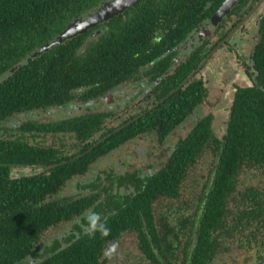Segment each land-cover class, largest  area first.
I'll list each match as a JSON object with an SVG mask.
<instances>
[{"label":"trees","instance_id":"obj_1","mask_svg":"<svg viewBox=\"0 0 264 264\" xmlns=\"http://www.w3.org/2000/svg\"><path fill=\"white\" fill-rule=\"evenodd\" d=\"M105 1L109 0H0V123L18 113L64 106L76 99L77 93L87 100L95 98L128 79L135 69L162 60L168 62V56L162 57L166 48L156 50L152 40L161 27L168 26L171 7L176 17L167 37L173 47L195 29L203 11L207 12L205 17L211 16L224 0H142L102 23L95 36L91 29L29 60L71 22L95 11ZM248 1H240V7ZM260 22L253 86L236 87L224 135L219 138L213 133L212 114L201 116L190 133L170 149L167 160L153 174L141 178L135 192H127L128 180L115 183L112 177L104 184L98 175L95 181L81 184L82 188L91 189L89 193L62 201L55 198L68 180L87 174L102 156L100 146L106 142L96 146L98 140L93 137L99 133L102 119L114 117L111 112L100 114L94 121L95 115L91 114L75 117L77 120L70 123L22 124V131L32 130L43 136L65 129L76 131L77 143L68 145L65 139L60 145L76 146L71 154L55 145L42 147L38 142L31 146L26 138L5 145L9 141H0V159H6L8 164L50 165L49 173L36 179H9V165L0 167V264H104L105 243L125 230H139L144 219L152 222L154 203L163 201L168 207L169 199L178 200L190 169L204 155H210L214 171L209 172L213 179L210 188L198 182L192 191L193 197L198 195L205 203L198 218L200 237H208L230 213L239 221L240 231L243 227L252 228L261 236L264 185L253 181L264 178V13ZM204 50L198 48L188 64L173 69L168 64L153 66L152 81L159 79L153 90L164 99L133 124H120L126 133H156L163 141L201 109L208 96L203 77L196 73L188 79L205 58ZM167 71L170 74L165 76ZM185 80L186 84H182ZM114 130L107 139L117 145L119 131ZM90 136L94 141L88 142ZM115 185L119 186L116 192ZM122 186L125 192L120 191ZM89 211L101 215V223L111 229L110 235L85 233L84 217ZM75 216L80 218L76 222L78 239L75 234H69L63 242L57 239L48 254L43 255V236L54 225ZM139 234L143 238L144 233ZM143 239V248L151 253L152 243L146 240L147 236ZM63 244L66 246L61 247Z\"/></svg>","mask_w":264,"mask_h":264},{"label":"flooded vegetation","instance_id":"obj_2","mask_svg":"<svg viewBox=\"0 0 264 264\" xmlns=\"http://www.w3.org/2000/svg\"><path fill=\"white\" fill-rule=\"evenodd\" d=\"M240 1L242 0H239L231 11L217 22L213 21V17L218 13L225 0L211 16L205 17L204 15L207 12L203 11L201 13L202 19L198 22L195 29L191 33H188L184 39L182 38V40L175 44V46L170 47L171 42H169L167 33H169V27L173 22H175L174 19L176 17L174 7L172 6L171 13L168 15L170 18L168 26L161 27L162 29L152 40V46L156 50L161 51L166 48V50L162 53V57L165 58L168 56V62H163L162 60L160 63H154L151 64V66L145 65L139 69H135L129 74L128 79L122 81L119 85L110 88L105 94L99 95L95 98L87 100L77 93L75 95L76 99H72L71 102L65 104L64 106H55L48 110L36 109L27 113L22 112L15 114L11 119L5 121L4 124L0 123V141H9V143H3V145H5L10 144V141L26 138L31 146H35L39 142V145L43 147V145H53L47 144L48 136L60 134L62 136L58 135L59 140L63 141L66 139L68 145H73L74 142L77 143L78 139L76 131L74 132L71 129H65V131L60 130L61 133L47 134L43 136V133L36 135L32 132V130H27V132L22 131V124L31 122H35L36 124L43 122L70 123L71 121L77 120L75 117H82L91 114L95 115L93 118L94 121L98 120L100 114L104 115L107 112L113 113V118L108 117L101 120V124L99 125L100 131L93 137L98 140V142L95 143L96 146L106 142L105 146H100L102 156H99L96 161L93 162L87 174L72 178L64 184L60 191L55 194V198L60 201L64 198L77 197L80 194H84L86 191L89 193L91 189H84L81 187V184H89L91 181H95L97 179L98 176L90 180H85V177L95 169V165L100 161H103L104 158H107L113 153H116L121 149L136 143L137 141L146 144L147 147L144 148V154L149 157L151 156V153L155 152V149L167 147L168 158L170 149L174 147L179 139L190 133L192 128L196 125L195 121L201 116H207L212 113L200 115L199 108L193 117L190 116L185 122L180 124L176 129L172 130V132L168 134L163 141L158 139L156 133L148 136L145 133H140L138 130H134L136 134L132 135L130 133L129 135L120 124L123 122L133 124L135 121L140 119L146 111L157 108V106L163 101L164 98H158L157 93L153 90V87L155 86L157 88L159 84V79L154 82L152 81L153 73H151V70L153 69V66L157 65V68H161L168 64V66L171 67L170 69H173L176 66L179 67L183 64H188L193 53L200 47H204L206 56L201 62V65L197 67V71L193 72L188 80L194 77L196 73L201 76L200 73L208 66L210 61L215 60V63L221 64L222 59L233 54L237 65H235V62L233 61L229 69H224L232 75L228 78V80L230 82L229 90L234 88L233 97L236 87L253 86L255 75L253 67L254 55L257 51V44L253 41V44H251L250 48L246 49V52L241 51L237 43V31L240 27L245 29L247 26L244 27L243 23H249L255 14L261 13L262 15L264 13V0H249L247 3H244L242 7H240L242 4H239ZM106 2L107 1L102 2L97 9H99ZM93 12H89V14ZM89 14L78 19H85ZM186 16L187 15H184V18ZM161 17H163L162 14ZM100 25L92 28V36H95L100 32L96 29ZM103 28L104 27L101 26V29ZM88 31H91V29ZM239 65L242 66V69L240 70L236 67ZM169 74L170 71H167L165 76H168ZM242 74L246 80L252 82V85L243 86L238 83V78L241 77L240 75ZM186 82L187 80L183 81L182 84H186ZM204 82L208 89V96L206 98L208 99L210 91L207 82L205 80ZM129 86L132 87L133 92L132 94H126L124 96L128 98V103H130L131 100H137L142 97L143 94L146 95L139 101L137 106L132 107L130 110L123 112L125 107L128 106L125 105L122 109L114 111L115 108H120L122 106V104H120L121 98L119 93H125L127 89L124 87ZM43 114L50 116L47 120H41L40 116H43ZM229 115L230 110L227 111L226 127ZM212 119H215L214 115ZM115 121L119 122L114 124ZM188 123H193L189 130L187 129V131L181 135L176 142H172V138L175 137V134L181 133L180 130L184 129ZM226 127L224 128V133ZM112 129H115L114 131H119V138L117 140L119 143L117 145L111 143L109 139H107L112 135L110 132ZM212 129L213 133L219 137L213 128V121ZM93 138L90 136V138H88V142L94 141ZM61 144H56L55 146H59L58 148H60ZM104 148L109 149L106 150ZM60 149H62L65 153L71 154L72 151L76 150V146L72 148L61 147ZM167 158L165 160H167ZM5 161L6 159H0V167L8 164ZM160 164L155 165L150 163L148 166L149 169L146 171L140 168L130 170L127 167H122L121 170H117L115 167H108L104 170V174L102 175L106 180L107 178H115V183H118V180L121 179L130 181L127 192L131 193L139 189L141 178L144 179L146 174H153L154 170L160 167ZM8 165L10 167L9 179L41 178L43 174H48L50 170V165L43 164L9 163ZM191 170L192 169H190L189 174ZM210 171H214V168H210L207 171V176L206 174L204 175L205 179L199 181L202 186L206 185L208 188H210L211 184H213V179L209 176ZM97 174L100 176L99 172H97ZM185 181L186 180H184V182ZM103 183L108 184V182ZM125 186L127 187L128 184ZM186 186L184 183L182 184L181 195L178 200H168V207L164 206L163 201L154 203V208L151 214L153 215L152 222H148L144 219L142 228L139 230H125L115 240L106 242L105 247L102 248V256L105 258L104 264H260L264 260V232H262V235L258 237L252 228L241 227L242 231H240V223L239 221L237 222V218H235L232 213H230L231 215H227L225 220L222 219L223 223L217 228H213L208 237H205L204 235L200 237V223L198 218L200 211L205 209V203H201L198 195L193 197L192 192H185L184 189ZM120 188L121 192H125L124 186ZM118 189V185H115L113 188L115 192ZM161 207L165 209L164 212L159 211ZM79 220L80 218L75 216V219L65 220L61 223L70 225V229L66 230L67 233L64 234V238H59L61 240L60 242H63L69 234H75V239H78L80 234L76 228V222ZM61 224H56L53 227L60 226ZM140 232L144 233L143 238L147 236L146 240H150L152 243L153 248L151 253L143 248L142 241L144 239L142 238V235L139 234ZM131 234L134 235L136 239L135 248H123L124 243H122L118 246L116 254L111 257L105 255V251L110 248L112 244ZM53 244L48 245L46 246V249H43V255L48 254L47 251L53 248ZM64 246H66V244H63L61 247ZM117 259H120V261ZM240 259H242V262Z\"/></svg>","mask_w":264,"mask_h":264},{"label":"rangeland","instance_id":"obj_3","mask_svg":"<svg viewBox=\"0 0 264 264\" xmlns=\"http://www.w3.org/2000/svg\"><path fill=\"white\" fill-rule=\"evenodd\" d=\"M261 13L255 14V16L252 18V20L247 23H243L245 29L240 27L238 29V38L237 43L241 51L246 52L247 48L251 47V44H253V41L257 44L261 39V22H260ZM242 26V25H241ZM235 62V65H237L236 60H234V55H228L224 59H222L221 64L215 63V60L210 61L208 63V66L203 69V71L200 73V75L204 78V80L207 82L210 95L208 99H206L205 103L202 105L199 114L200 115H207L209 113H212L214 115L213 120V128L216 132V134L219 136V138L222 137L224 128L226 127V120H227V111L230 110L232 100H233V93L234 88H231L229 90L230 82L228 80L229 77L232 75L225 71L224 69H229L231 67V63ZM240 69H242V66H236ZM241 77L238 78V83L243 86L252 85V82L245 79V77L240 75ZM126 92H120V104L122 106L120 108H115L114 111H118L125 107V105H128L125 107V111L130 110L132 107L137 106L139 101L144 98L146 94H143L142 97L138 98L137 100H131L130 103H128V98L124 97L126 94H132L133 89L131 86L124 87ZM226 91V92H225ZM122 112V113H123ZM124 114V113H123ZM122 114V115H123ZM229 114V113H228ZM50 115L43 114V116H40L41 120H47ZM119 121H115L114 124L118 123ZM193 124V123H192ZM192 124H187L184 129L180 130L181 133L175 134V137L172 138V142H176V140L183 135L187 129L192 126ZM60 135V134H58ZM48 136L47 141L48 145L53 144H61L62 141L59 140V136ZM62 136V135H60ZM68 138V137H67ZM147 147L146 144L137 141L136 143L131 144L128 147H125L121 149L120 151L113 153L112 155L108 156L107 158H104L103 161H100L98 164L95 165V169L90 172L86 177L85 180H90L98 176L97 172H99L100 176L103 179V182L107 183V180L104 178L102 174H104V170L108 167H115L117 170H121L122 167H127L130 170H134L136 168H140L143 170H148V166L150 163H153L155 165L160 164L162 161H164L167 158V147L162 149H155L154 153H151V156L148 157L146 154H144V148ZM161 148V147H160ZM152 152V151H151ZM212 160L210 158V155H204L200 158L197 165L192 168L190 172V176L186 179L184 182L186 188L188 189L189 193H191L195 187V184L199 181L204 180V175L207 176V171L212 168ZM263 182H262V180ZM260 185H264V178L257 177L256 180L253 181V183H259ZM201 183V182H200ZM128 187V186H127ZM68 193V191H67ZM160 212H164V208L159 209ZM70 229V225L61 224L60 226H56L51 228L46 235L43 237V249H46L48 245H52L56 239H59L60 237H63L64 234H66V230ZM64 238V237H63ZM124 243L123 248H135L136 239L134 235H128L124 238H122L120 241L116 242L115 244L121 245ZM120 261V259H117ZM242 262V259H240ZM264 262V260L262 261ZM261 262V263H262ZM260 263V264H261Z\"/></svg>","mask_w":264,"mask_h":264},{"label":"water","instance_id":"obj_4","mask_svg":"<svg viewBox=\"0 0 264 264\" xmlns=\"http://www.w3.org/2000/svg\"><path fill=\"white\" fill-rule=\"evenodd\" d=\"M142 0H109L95 12L90 13L85 19H75L54 41L50 42L39 51L30 56L29 60L41 53L48 51L50 48L62 44L79 34H84L93 27L104 23L122 13L127 9L137 5ZM239 0H225L218 13L213 17V21H220ZM261 264H264L262 262Z\"/></svg>","mask_w":264,"mask_h":264},{"label":"clouds","instance_id":"obj_5","mask_svg":"<svg viewBox=\"0 0 264 264\" xmlns=\"http://www.w3.org/2000/svg\"><path fill=\"white\" fill-rule=\"evenodd\" d=\"M87 221V227L84 229L85 233L89 236H95L97 232L100 233L102 237H107L110 235L111 229L106 226V224L101 223V215L95 211H89L85 217ZM118 244H112L110 248L105 251V255L108 257L116 254Z\"/></svg>","mask_w":264,"mask_h":264}]
</instances>
